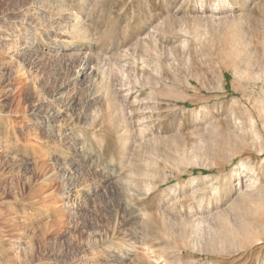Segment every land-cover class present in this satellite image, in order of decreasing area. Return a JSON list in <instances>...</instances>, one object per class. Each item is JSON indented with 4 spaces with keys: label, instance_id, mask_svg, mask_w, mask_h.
<instances>
[{
    "label": "rangeland",
    "instance_id": "374dc122",
    "mask_svg": "<svg viewBox=\"0 0 264 264\" xmlns=\"http://www.w3.org/2000/svg\"><path fill=\"white\" fill-rule=\"evenodd\" d=\"M0 264H264V0H0Z\"/></svg>",
    "mask_w": 264,
    "mask_h": 264
},
{
    "label": "bare ground",
    "instance_id": "6f19581e",
    "mask_svg": "<svg viewBox=\"0 0 264 264\" xmlns=\"http://www.w3.org/2000/svg\"><path fill=\"white\" fill-rule=\"evenodd\" d=\"M86 73H87V69H86V67H84L83 69H81V72H80V75H81V76H85Z\"/></svg>",
    "mask_w": 264,
    "mask_h": 264
}]
</instances>
